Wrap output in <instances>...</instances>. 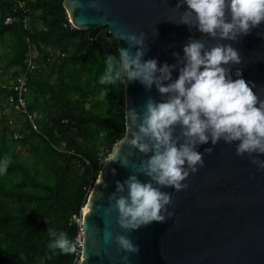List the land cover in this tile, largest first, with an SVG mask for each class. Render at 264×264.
Returning <instances> with one entry per match:
<instances>
[{"label":"trees","instance_id":"trees-1","mask_svg":"<svg viewBox=\"0 0 264 264\" xmlns=\"http://www.w3.org/2000/svg\"><path fill=\"white\" fill-rule=\"evenodd\" d=\"M9 14L18 20L5 24ZM3 42V67L33 61L25 98L38 129L9 107L0 86V160L11 161L0 174V264H78L80 250L64 255L48 247L49 230L75 240L73 215L81 216L105 158L125 134L126 82H99L108 57L119 58L118 41L108 26H72L63 0H0ZM10 117L24 130L21 138L12 136Z\"/></svg>","mask_w":264,"mask_h":264},{"label":"water","instance_id":"water-1","mask_svg":"<svg viewBox=\"0 0 264 264\" xmlns=\"http://www.w3.org/2000/svg\"><path fill=\"white\" fill-rule=\"evenodd\" d=\"M176 4L177 0H63L72 26L83 30L108 26L118 49L128 47L118 39V32H144L149 50L143 59H156L158 66L177 64L173 53L183 57V47L190 39H203L209 45L231 43L242 57L241 64L231 66L233 79L238 78L235 72L239 69L241 78L254 83L253 91L264 99V24L238 42L216 41L195 28L177 25L187 5L176 10ZM178 75L174 69L173 80ZM149 97L161 102L155 85L149 91L139 81L125 84V134L105 158L81 209L78 264H125V255L129 256L127 264H264V171H259L246 154L237 156L236 143L220 141L211 155L204 153L205 148L213 147L211 142L197 148L204 153V166L184 181L187 189H162L173 201L168 206L173 215L166 222H152L132 232L116 224L117 212L110 209L108 197L115 191L116 181L136 174L140 161L147 158L125 143L131 127L128 109L141 112ZM138 179L149 180L143 174ZM107 231L113 237L117 233L129 236L139 245V254L123 252L114 239L105 243Z\"/></svg>","mask_w":264,"mask_h":264},{"label":"clouds","instance_id":"clouds-1","mask_svg":"<svg viewBox=\"0 0 264 264\" xmlns=\"http://www.w3.org/2000/svg\"><path fill=\"white\" fill-rule=\"evenodd\" d=\"M183 4L187 10L181 12L177 25L195 28L216 41L238 42L264 24V0H177L175 9ZM116 35L128 47L119 48L118 59L108 57L99 82L139 81L149 91L155 85L161 96V102L149 97L141 112L128 109L131 127L125 143L147 158L140 161L136 174L116 181L115 191L108 197L121 229L132 232L171 218L172 195L162 189H187L184 181L204 166V153L211 155L220 141L236 143V155L246 154L264 171V159H260L264 156V99L253 91L254 83L241 78L239 69L235 72L238 78L233 79L231 66L241 64L242 57L231 43L209 45L203 39H190L183 47V57L173 53L177 64L158 66L156 59H143L149 50L144 32ZM174 69L179 71L175 80ZM209 142L213 147L205 148L204 153L197 151ZM10 162L8 157L0 160V174L6 173ZM139 174L147 176L148 182L138 179ZM49 235L50 249L64 255L78 252V241L66 232L49 230ZM113 239L123 252L139 254V245L129 236L117 233L113 237L111 231L105 232V243ZM122 259L127 264L129 256Z\"/></svg>","mask_w":264,"mask_h":264},{"label":"built area","instance_id":"built-area-1","mask_svg":"<svg viewBox=\"0 0 264 264\" xmlns=\"http://www.w3.org/2000/svg\"><path fill=\"white\" fill-rule=\"evenodd\" d=\"M18 6H22L23 3L18 1ZM19 15L9 14L5 16L4 23L11 24L14 21L18 20ZM25 21V18H23ZM33 68V61L31 58L27 59L26 65L21 68H10L7 69L0 64V86L7 87V101L10 108H13L20 114V119L25 121L26 119L30 122V127L34 130H37V124L35 123V118L37 117L36 113L30 114L27 110V101L25 98V94L27 93V81H28V73ZM9 73H14L7 77ZM5 110L0 108V121L2 119ZM7 123L12 128V136L14 138H21L23 136V131L19 128L20 124L16 123L11 117L8 118ZM82 216V210H81ZM81 216L76 217L73 215L75 221L79 224V233L77 234L75 241H78V251L80 250V246L82 243V231H81Z\"/></svg>","mask_w":264,"mask_h":264},{"label":"rangeland","instance_id":"rangeland-1","mask_svg":"<svg viewBox=\"0 0 264 264\" xmlns=\"http://www.w3.org/2000/svg\"><path fill=\"white\" fill-rule=\"evenodd\" d=\"M6 49H7L6 43L3 42V43L1 44V46H0V50H1L2 52H4ZM8 78H10V77H8Z\"/></svg>","mask_w":264,"mask_h":264}]
</instances>
